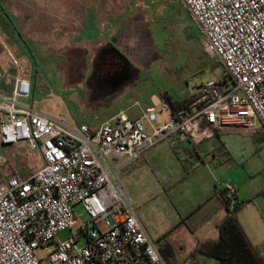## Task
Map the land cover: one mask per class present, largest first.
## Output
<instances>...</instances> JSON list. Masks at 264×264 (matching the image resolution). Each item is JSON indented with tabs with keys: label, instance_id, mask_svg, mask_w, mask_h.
I'll use <instances>...</instances> for the list:
<instances>
[{
	"label": "built area",
	"instance_id": "obj_1",
	"mask_svg": "<svg viewBox=\"0 0 264 264\" xmlns=\"http://www.w3.org/2000/svg\"><path fill=\"white\" fill-rule=\"evenodd\" d=\"M182 1L230 80L206 81L199 106L159 123L154 108L137 118L121 111L92 128L35 108L23 71L9 93L0 92V264H169L140 221L121 168L162 142L196 147L255 120L264 132V0ZM19 144L42 159L28 175L10 169L4 153ZM224 188L233 209L236 187ZM79 204L89 221L74 226ZM66 229L71 236L58 241Z\"/></svg>",
	"mask_w": 264,
	"mask_h": 264
},
{
	"label": "rangeland",
	"instance_id": "obj_2",
	"mask_svg": "<svg viewBox=\"0 0 264 264\" xmlns=\"http://www.w3.org/2000/svg\"><path fill=\"white\" fill-rule=\"evenodd\" d=\"M112 9L125 10L128 23L96 55H89L93 39L84 31L90 20L88 15L92 14L93 31L100 36L108 31L101 15L106 17ZM1 19L26 44L23 41L12 44L4 38L8 45L18 47L15 50L2 48L0 42V92L7 93L23 71L32 79L31 99L35 108L71 123L99 124L129 104L139 101L147 105L152 93L156 95L153 103L159 105L157 95L169 87L184 85L196 90L208 80L219 81L227 76L219 59L209 53L182 0H0ZM1 25L0 36H3ZM141 48H147L148 57L154 58L147 66L139 65L141 79L116 91L112 90L115 81L110 80L111 94L101 95L100 81L109 78L101 72L118 68L127 72L128 57ZM236 134L239 133H229L231 143L226 142L227 147L219 149L220 159L226 166L230 165V169L225 167L220 171L219 177L223 184L230 182L243 190H257L253 201L264 206V138L250 129L245 135ZM4 153L9 168L23 175L42 164L40 154L24 144L7 148ZM187 193L185 190L179 194L186 208L192 205ZM166 195V191L148 186L136 196V201L131 198L135 210L155 230L156 234H151L153 240L157 245L161 239L168 240L174 254L172 264H218L215 258L200 251L203 238L198 232H190L183 225L176 227L181 219L187 224V218H177L178 202ZM75 212L78 222L74 226L89 221L82 205H77ZM260 224V249L264 250V216ZM70 236L71 231L66 229L56 239L64 242ZM83 244L85 241L79 243ZM53 248L54 245L47 246L39 253L47 254Z\"/></svg>",
	"mask_w": 264,
	"mask_h": 264
},
{
	"label": "crops",
	"instance_id": "obj_3",
	"mask_svg": "<svg viewBox=\"0 0 264 264\" xmlns=\"http://www.w3.org/2000/svg\"><path fill=\"white\" fill-rule=\"evenodd\" d=\"M109 12L110 14L106 13V17L105 14L101 15V20L103 23L108 24V31H103L100 36L96 34L97 31H93L92 14L88 15L90 20L86 22L87 26H84V31L86 33L88 31V33L92 35L91 37L93 39L91 41L92 53H89V55H96L97 51L104 45L108 44V40L115 37L119 30L125 28L128 23V21L125 20L127 14L125 10L112 9ZM77 16L80 17L81 15ZM0 23L2 24L1 26H3L2 31L4 36H0V42L3 43L1 44L2 48L5 46V48H14L16 50L18 47L15 48L14 45H8L7 42L16 44L21 43L22 40L18 35L16 36L14 34L12 28L9 27V25L5 26V20L1 19ZM82 24L85 25L84 21H82ZM4 38L7 42H4ZM148 56L147 48L137 49L135 50V53L130 55L127 59V72L126 70L125 72L124 70L123 72H120L119 68L103 70L101 72L102 75H107L109 78L106 82L101 79L100 85H102V87L99 91L100 94L104 96L105 94L108 96L111 94V86L108 84L110 80L115 81V88L112 89H115V91L119 89L122 90V88H124L126 85L140 80L142 72L139 68V65L147 66L154 59L153 57L149 58ZM224 76L221 80H224ZM105 83H107L106 91L104 86ZM204 83L197 87L196 90H191L184 85L169 87L157 95L160 100L159 105L153 103L156 95L155 93H152L147 105H142L139 101H137L127 105L126 108L121 111L126 112L131 118H137L146 109L154 108L157 111L158 120L161 122L162 120L167 119L170 112H178L183 109H192L193 107L199 106L197 104L195 105V102L199 97L201 87ZM228 83H230V81L227 78V84ZM11 90L12 88L7 93H9ZM165 96L168 97L171 102H189H187L185 106L177 108V110L174 111L171 107V104L166 100ZM165 103L169 105V109H165L163 107ZM102 123L93 125L89 123L81 124H87L92 128H96ZM238 128L239 129L235 131L239 134L236 135H245L244 132L250 129L255 131L256 135H260L264 138V132L262 131L261 124L258 120L254 121V125L252 127L240 125ZM229 133L232 132L225 131L196 147L190 142H183L178 146L177 149H175L168 142H162L145 153L140 159L122 167L121 178L127 193L130 194V198L136 201V196L140 194L143 188L148 186L164 190L167 194L166 197L173 199L176 204L178 202L177 218H187V224L181 219L182 222H179L176 227L183 225L187 227L190 232H198L203 238V243L210 240H217L219 237L218 226L228 215L226 205L223 203L218 194L219 190L225 189V184L221 182L219 176L221 175L220 171H224L223 169L225 167L230 169V165L226 166L224 161L220 159L219 149L221 147H227V143L230 142V139H228ZM32 172H28L24 175H28ZM179 186H181V188H178L177 190V187ZM235 187L236 197L239 201L245 202L242 208L237 211L236 216L253 246L262 256H264V250L260 249L259 241L261 234L260 229L262 227L260 224V219L262 216H264V206L256 205L253 201V198H255L254 196L258 193V191L243 190L236 185ZM185 190L188 192V200L192 203V205L188 208L185 207V203L181 202L183 199L179 196V194H184ZM138 212L139 211H136V213ZM137 215L146 228L148 234L153 239L151 234L154 235L156 232L152 225L146 219V217L142 216L140 213ZM161 240L162 241L158 244L161 249V253L164 257L167 256V262L172 264V259L174 256L173 249H171V253V250L168 247L171 245L170 243H167L168 240Z\"/></svg>",
	"mask_w": 264,
	"mask_h": 264
},
{
	"label": "trees",
	"instance_id": "obj_4",
	"mask_svg": "<svg viewBox=\"0 0 264 264\" xmlns=\"http://www.w3.org/2000/svg\"><path fill=\"white\" fill-rule=\"evenodd\" d=\"M18 35L23 41V37L20 34ZM23 42L26 44L25 41ZM219 62L222 64L220 60ZM224 82L227 83V76H224ZM165 98L171 104L174 111H176L177 108L185 106L186 103L189 102H171L168 97L165 96ZM218 194L226 205L228 215L218 226V239L199 244L200 251L215 258L218 264H264V256L253 246L236 216L237 211L242 208L245 202L239 201L236 197L234 208L231 209L229 203L225 199V191L219 190ZM168 247L171 250V247ZM165 259L168 260V257L165 256ZM197 262H199V260H197Z\"/></svg>",
	"mask_w": 264,
	"mask_h": 264
}]
</instances>
